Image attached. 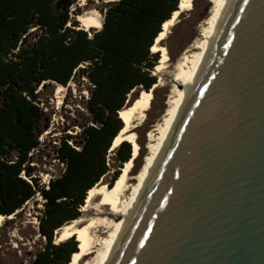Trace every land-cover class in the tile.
Returning a JSON list of instances; mask_svg holds the SVG:
<instances>
[{
  "label": "trees",
  "instance_id": "1",
  "mask_svg": "<svg viewBox=\"0 0 264 264\" xmlns=\"http://www.w3.org/2000/svg\"><path fill=\"white\" fill-rule=\"evenodd\" d=\"M55 1L0 0V215H13L37 193L44 199L38 233L45 241L30 264H69L78 251L74 237L56 243L54 232L80 217L88 191L111 171L108 153L124 126L119 111L137 100L135 91L157 84L151 72L161 54L151 47L180 2L116 0L105 8L102 27L88 32L68 9L55 10ZM75 76L90 84L87 120L74 121L79 134L65 133L51 145L64 169L46 188L33 155L43 154L36 132L44 115L40 91ZM132 153L128 141L113 150L119 169L110 186Z\"/></svg>",
  "mask_w": 264,
  "mask_h": 264
},
{
  "label": "water",
  "instance_id": "2",
  "mask_svg": "<svg viewBox=\"0 0 264 264\" xmlns=\"http://www.w3.org/2000/svg\"><path fill=\"white\" fill-rule=\"evenodd\" d=\"M109 264H264V0L231 1Z\"/></svg>",
  "mask_w": 264,
  "mask_h": 264
},
{
  "label": "bare ground",
  "instance_id": "3",
  "mask_svg": "<svg viewBox=\"0 0 264 264\" xmlns=\"http://www.w3.org/2000/svg\"><path fill=\"white\" fill-rule=\"evenodd\" d=\"M192 1L180 0L178 10L173 12L171 18L163 23L162 30L151 47L152 53L159 52L161 54L154 71L159 72L165 68L168 54L167 49L161 43L168 36L172 27L178 23L181 14L192 8ZM231 1L210 0L211 8L201 24L200 37L194 39L178 57L174 67L176 84L166 102L169 108L155 127L148 131L146 146L148 153L144 157V163L139 172L133 177H130L129 172L138 156L139 144L132 129L135 124L141 125L145 121L146 112L151 105L152 92L142 91L131 106L119 111V117L124 126L115 137L110 151L116 149L123 141H128L133 147L132 157L122 167L111 187L99 184L88 191L83 207L85 211L94 210L95 217L73 220L57 229L60 243L72 237L78 241V251L72 255L69 264L110 263L118 242L134 216L183 110L201 77L217 34L230 9ZM78 20L86 31L102 27V21L96 11L79 15ZM156 86L157 84L153 88ZM64 88L60 84L56 88L55 93L58 99H60ZM11 217L12 215L8 216V218ZM4 219L5 216L0 215V225Z\"/></svg>",
  "mask_w": 264,
  "mask_h": 264
},
{
  "label": "rangeland",
  "instance_id": "4",
  "mask_svg": "<svg viewBox=\"0 0 264 264\" xmlns=\"http://www.w3.org/2000/svg\"><path fill=\"white\" fill-rule=\"evenodd\" d=\"M114 1L116 0H56L54 8L57 11L68 9L71 20L77 21L78 27L84 29L78 20L79 15L96 11L103 22L105 8L109 3ZM210 8V0H196L195 4L192 1V8L181 14L178 23L172 27L171 33L161 43L167 49L168 60L165 63V68L161 71L156 72L154 71L155 67L153 68L151 74L156 76L157 86L150 90L152 92L150 108L146 112L145 121L141 125L135 124L134 129H132L136 134V141L139 144V156L134 160V167L132 166L130 169V177L135 176L139 172L144 163V157L148 153L146 147L148 131L155 127L169 108L166 102L176 84L174 80L175 63L181 53L194 39L200 37L201 24L207 17ZM94 30L98 31L99 29L91 28L88 32ZM46 85L40 91L41 107L43 108L44 115L37 121L36 126L39 140L43 143L40 148V153L43 154L40 156L41 154L37 151L33 152L35 161H37V164H35L37 169L35 174L39 178L41 185L45 187L47 186L49 174L58 176L64 167L53 160V153L50 151L51 145L54 144L53 140L63 137L66 133L64 130L68 128L74 132V127L77 126L74 121L84 123L87 120L85 103L90 96V84L83 77L77 78L75 76L74 79H71L64 86L65 88L60 94V99H58L55 93L59 84L49 82ZM140 90L135 91L133 97L140 96V92L142 91ZM43 150L45 151L43 152ZM46 153H49V156H46ZM108 156L111 171L96 185L104 184L107 187H111L110 182L113 172L119 169L117 167L118 164L114 161L113 151H109ZM43 203L44 199L37 193L33 199L26 202L23 208L14 213L11 218L5 217L2 221L0 225V264H30L36 252L42 248L45 240L38 233V217L41 215ZM80 211V217L75 220L96 216L94 210L85 211L83 206ZM58 239L59 234L54 232V241L56 243H60ZM74 239L76 240L75 237Z\"/></svg>",
  "mask_w": 264,
  "mask_h": 264
},
{
  "label": "built area",
  "instance_id": "5",
  "mask_svg": "<svg viewBox=\"0 0 264 264\" xmlns=\"http://www.w3.org/2000/svg\"><path fill=\"white\" fill-rule=\"evenodd\" d=\"M75 128V130H74V132H72L71 130L72 129H70V128H68L67 130H65V132H66V134H72V135H76V134H79V132H80V128L79 127H74ZM53 142H54V144H58V141H56V140H53ZM69 144H72L71 143V141H69ZM29 155H31V154H29ZM53 160H55V161H57L59 164H61L62 166H64V164L61 162V161H59V159H56V158H53ZM63 169H64V167H63ZM63 171V170H62ZM56 176L55 175H50L49 174V179H48V181H47V186H46V188L48 187V183H49V180L50 179H52V178H55Z\"/></svg>",
  "mask_w": 264,
  "mask_h": 264
}]
</instances>
